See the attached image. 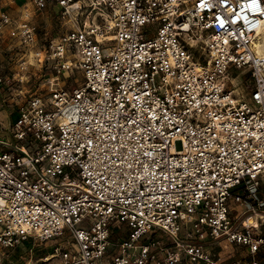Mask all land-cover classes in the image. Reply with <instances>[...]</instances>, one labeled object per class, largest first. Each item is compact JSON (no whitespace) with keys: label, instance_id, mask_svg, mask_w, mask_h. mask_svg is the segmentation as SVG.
<instances>
[{"label":"built area","instance_id":"2783aa9c","mask_svg":"<svg viewBox=\"0 0 264 264\" xmlns=\"http://www.w3.org/2000/svg\"><path fill=\"white\" fill-rule=\"evenodd\" d=\"M88 1L33 0L89 16L41 52L46 98L0 140V249L61 240V264H264V0ZM0 33L36 42L8 15ZM116 226L128 236L113 243Z\"/></svg>","mask_w":264,"mask_h":264},{"label":"rangeland","instance_id":"374dc122","mask_svg":"<svg viewBox=\"0 0 264 264\" xmlns=\"http://www.w3.org/2000/svg\"><path fill=\"white\" fill-rule=\"evenodd\" d=\"M81 1L84 5L89 3L88 0ZM2 15H8L19 23L27 21L36 32L35 44L28 47L10 38L7 33H0V75L12 83L11 90L0 92V140L9 141V129L18 111L35 97L46 98L49 91L48 80L53 75L50 67L43 64L44 56L41 52H45L52 40L83 25L88 20L89 10L83 7L81 11L66 14L58 2L38 10L33 0H0V19ZM232 73L233 77H237L235 86H243L245 79L241 72L234 70ZM60 83L64 89L73 92L83 85L82 73L74 71L62 75ZM86 225L84 223L80 228ZM127 233L126 226H116L112 242L122 241L127 238ZM60 241L30 240L13 250L0 249V264H61V260L55 257L47 260L55 254Z\"/></svg>","mask_w":264,"mask_h":264},{"label":"bare ground","instance_id":"6f19581e","mask_svg":"<svg viewBox=\"0 0 264 264\" xmlns=\"http://www.w3.org/2000/svg\"><path fill=\"white\" fill-rule=\"evenodd\" d=\"M264 53V50L261 48V47H258V53L261 54V53ZM55 256L53 255V257H50L49 259L47 260H50L51 258H54Z\"/></svg>","mask_w":264,"mask_h":264},{"label":"crops","instance_id":"0c3cea01","mask_svg":"<svg viewBox=\"0 0 264 264\" xmlns=\"http://www.w3.org/2000/svg\"><path fill=\"white\" fill-rule=\"evenodd\" d=\"M128 236V235H127ZM126 239V238H125ZM122 240V239H121ZM124 240V239H123ZM119 242V241H118ZM50 257H53V255L52 256H50Z\"/></svg>","mask_w":264,"mask_h":264}]
</instances>
